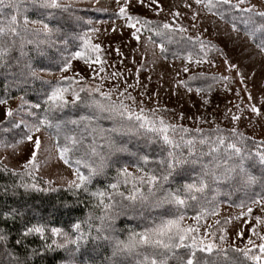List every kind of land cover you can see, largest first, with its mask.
Listing matches in <instances>:
<instances>
[{"label":"snow or ice","instance_id":"snow-or-ice-1","mask_svg":"<svg viewBox=\"0 0 264 264\" xmlns=\"http://www.w3.org/2000/svg\"><path fill=\"white\" fill-rule=\"evenodd\" d=\"M79 3L0 0V76L5 78L0 149L23 158L18 167L5 163L8 156L0 159V172L12 178L0 193L22 199L63 191L73 198L63 201L66 209L87 208L82 216L59 221L26 201L16 206L5 202L0 222L19 220L22 228L15 247H10L8 230L0 228V264H34L35 258L49 254L52 264H264V139L256 141L237 127L246 109L264 117V85L258 107L252 102L250 78L217 42L242 33L264 57V0H184L188 12L170 10L171 19H150L132 11L133 0H115L112 15L123 21L132 39L139 44L147 33L145 49L159 48L165 60L171 55L182 61L180 71L189 75L175 83L200 97L202 107L210 104L217 85L225 93L234 91L241 104V93H247L246 109L236 104V112L229 108L224 113L230 128H222L215 118L209 122L183 112L171 119L158 99L149 106L158 93L148 95L146 86L134 95L144 65L131 84L123 72H108L110 48L101 40L107 29L97 26L107 22L85 19L78 14ZM136 3L156 17L164 12L159 0ZM94 10L108 12L99 6ZM209 17L214 18L211 33L205 25ZM212 34L215 39L209 38ZM170 45L176 50L170 52ZM49 49L58 55L50 56ZM115 52L122 55L118 46ZM217 57L222 58V72L200 70L203 65L217 68ZM234 84L243 88L234 89ZM29 86L37 94L34 102L27 99ZM13 87L24 93L15 98L16 107L10 104ZM185 119H194L197 126H185L180 122ZM102 120L111 126L104 127ZM204 123L211 126H199ZM125 138L141 140L143 147L132 152ZM120 153H128L132 163L122 162ZM53 159L67 175H45ZM110 169L115 176L101 186L98 178L107 180ZM222 187L242 196L233 199L230 192L221 200ZM224 204L236 211L222 216ZM189 210L194 214L188 215ZM129 213L138 222L117 228V219ZM30 239L39 242L36 247Z\"/></svg>","mask_w":264,"mask_h":264},{"label":"rangeland","instance_id":"rangeland-1","mask_svg":"<svg viewBox=\"0 0 264 264\" xmlns=\"http://www.w3.org/2000/svg\"><path fill=\"white\" fill-rule=\"evenodd\" d=\"M255 2V0H253ZM145 3H148V0H145ZM159 3L163 6L164 12L161 13L160 17H156L155 14L149 11L146 7H141L136 0H133L132 11L137 14L147 16L151 19H171L167 14L171 11L179 10L182 13L188 12L187 9L183 7L184 0H159ZM78 6L84 7H93L96 8L104 7L110 11H116L115 0H99V4H96V0H80ZM214 18L209 17L205 21V25L209 27L210 33L212 31V20ZM107 23H100L97 26L101 28V31L104 32L107 29V33L101 36L103 45L110 48L109 52V67L107 68L108 72L119 71L123 72V79H126L129 84L134 83L136 79V69L140 67L141 64L144 67L141 69L139 74L140 87H138L133 94L138 95L139 92L144 91V86L147 87L148 95H154L158 93V97H155L152 101L148 102L149 106L155 105V99L159 100L161 107L169 109L167 114L171 119H178L180 112H183L186 117H207V120L211 122L214 118L220 126L232 127V123L229 120L224 119V113L227 109L231 108L233 112H236L234 107L236 104H241V100L237 99L233 92L225 93L224 90L217 85L215 89L210 94V104L206 107H202V102L200 97L195 93H187L186 90L182 87H178L175 83L177 79H185L188 77L189 73H183L182 61L179 59L176 60H165L160 56L159 48L153 49L151 46H148L147 49L144 47V36L147 33L142 34L141 41L139 44L137 41L130 37V31L127 28L122 27V20H100ZM113 22L115 23L116 31L113 32ZM187 24V21H185ZM217 24H220L219 21H216ZM222 31H229L230 28L228 25H221ZM209 38L215 39V35L212 34ZM221 46L224 47L225 52L228 54L229 58L233 62L239 63L248 79V87L254 96V101L259 107V99L261 96V87L264 85V57L259 54V50L255 48L246 37H243L241 33L240 37L237 38L235 34L231 35V38L223 37L217 40ZM119 47L122 55H117L115 48ZM136 49V51H133ZM135 59L136 63H133ZM122 61V63H121ZM155 61V63H153ZM77 63L78 67L82 65L79 62ZM216 63L218 65L215 69H209L208 65L201 66L200 70L212 72H222L224 66L222 63V58L217 57ZM114 66V67H113ZM130 70V71H129ZM193 70H196L193 68ZM177 71H180V75L177 76ZM253 73L255 76L253 77ZM149 77L151 79L149 80ZM54 79L55 77H50ZM243 88V85H233L232 87ZM241 97L243 98L242 107H245L249 103L247 101V93L242 92ZM16 98V97H15ZM15 98L10 100V104L13 107H16L18 100ZM147 101V96L145 97ZM264 111V108L261 109ZM175 112V116H172V112ZM236 114H239L238 112ZM3 118V108L0 106V119ZM181 123L188 126H197L194 119H185L180 121ZM199 126L210 127V123L200 124ZM238 129L251 137H254L257 140L264 139V117H255L247 109L244 112V115L241 121L237 125ZM11 150L5 152L3 149H0V159L4 156H8V160L5 161L10 167H18L19 163L23 162V158L17 160L9 155ZM45 175L55 179L58 174L67 175L65 167L62 163L53 159L45 168ZM236 210L234 208H229L228 205H224L221 210V215H227L229 213H234ZM237 243H241L237 241Z\"/></svg>","mask_w":264,"mask_h":264},{"label":"trees","instance_id":"trees-1","mask_svg":"<svg viewBox=\"0 0 264 264\" xmlns=\"http://www.w3.org/2000/svg\"><path fill=\"white\" fill-rule=\"evenodd\" d=\"M77 8L79 10L78 14L85 16V19L90 18L93 21L119 20L114 15H112V13L114 11L108 10V12H97L94 10L95 8H93V7H84V6H78V5H77ZM32 18L35 19L37 17L34 14H32ZM157 42H159V41H157ZM169 49H170V52L175 51L176 46L170 45ZM31 54L35 55L34 52ZM49 55L52 57H56L58 55V53L54 49H49ZM168 59L169 60H176L171 55L168 56ZM53 71H55V69H53ZM209 74H211V73H209ZM45 78L52 79L48 76H46ZM8 79H11V77H9ZM185 79H187V77ZM4 84H5V78L3 76H0V95H3ZM34 87L37 90H39L40 89L39 82H37ZM23 94L24 93L17 91L14 87L11 89V95L13 98L18 97V96L23 95ZM27 99L31 102H34L37 99V94L32 90V86H29V89L27 91ZM101 124L104 127H110L111 126V122L107 121V120H102ZM185 126L196 127V126H188V125H185ZM200 127L208 128V127H204V126H200ZM221 127L222 128H228L225 126L224 127L221 126ZM245 135L250 136L246 133H245ZM255 140L260 141L257 139H255ZM124 142L128 143V147H129L130 151H132V152H135V151H137L138 148L143 147V141L137 140L135 138H133L131 141H128L127 138H125ZM250 146L254 147V145H251V144H250ZM119 156H120V159L122 162H128L129 164L132 163V158L130 157V155L128 153H120ZM114 176H115V170L110 169L108 171V179L106 180L103 177L98 178L97 183H99L101 186H103L104 184L111 182V178ZM11 183H12V178L10 176H7V175L3 174L2 172H0V186H3L4 184H11ZM230 192H231L233 199L238 200L242 196V193L232 192L231 189H229L227 187H222L219 198L221 200H225L227 198L226 194H228ZM210 195H211V193H210ZM72 199L73 198L71 197V195L69 193H66L63 191L61 193H52L49 195L34 194L31 197L25 196L22 199L19 197L13 198L11 196L4 197L3 194L0 193V206H3L5 204V202L9 205L16 206L18 204H23L26 201L28 205L39 207L42 210H46L47 212L53 213L56 216L57 220H59V221H67L69 219V217L82 216L87 211V208L82 204L81 205H73L71 210L66 209L64 207L63 201L67 200V201L71 202ZM224 205H227V204H224ZM193 214L194 213L191 210H189L188 215H193ZM137 222L138 221L132 217V214L129 213L128 216H121L117 219L116 227L119 229H122L126 225H135ZM0 228H5L8 230V232L10 233V247H15L14 242H15V239L17 238L18 232L22 228V223L19 220L15 224H13L11 221H8L7 223L0 222ZM28 243L30 244L31 247H36L39 242L38 241H32L30 239ZM16 250L19 252H22V249L17 248ZM2 251H3L2 248H0V252H2ZM104 254L107 255V254H110V252L106 251ZM62 255H63V253L58 254L56 259L57 260L60 259V257ZM2 259H3V257H0V260H2ZM34 264H52L51 254H49L48 256H46L44 258H40V257L35 258Z\"/></svg>","mask_w":264,"mask_h":264}]
</instances>
